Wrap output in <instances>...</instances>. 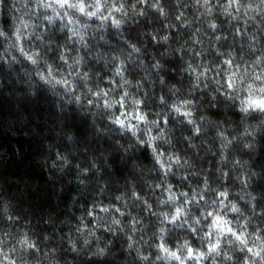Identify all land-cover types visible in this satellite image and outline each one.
I'll use <instances>...</instances> for the list:
<instances>
[{
  "label": "clouds",
  "instance_id": "9594fccd",
  "mask_svg": "<svg viewBox=\"0 0 264 264\" xmlns=\"http://www.w3.org/2000/svg\"><path fill=\"white\" fill-rule=\"evenodd\" d=\"M0 264H264V0H0Z\"/></svg>",
  "mask_w": 264,
  "mask_h": 264
}]
</instances>
